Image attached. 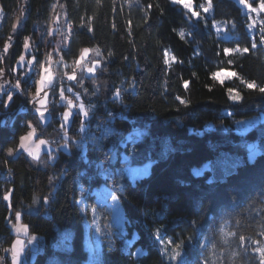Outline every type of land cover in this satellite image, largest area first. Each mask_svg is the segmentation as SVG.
<instances>
[{"label": "trees", "instance_id": "16d2710c", "mask_svg": "<svg viewBox=\"0 0 264 264\" xmlns=\"http://www.w3.org/2000/svg\"><path fill=\"white\" fill-rule=\"evenodd\" d=\"M192 1L196 9L204 4ZM208 1L211 14L194 19L171 0H37L33 12L27 0H0V41L13 18L21 20L7 46L8 64L20 56L27 22L32 33L42 30L53 6L55 15L74 25L68 48L53 55L74 60L87 48L99 61L92 74L82 69L78 81L66 84L90 112L73 113L65 128L61 106L43 123L35 111L16 110L17 96L0 102L4 248L14 240L10 226L19 214L28 236L41 242L30 264H48L58 243H64L66 264H259L254 249L264 246V12L250 30L237 1ZM225 48L231 49L227 55ZM221 71L237 75H213ZM229 88L239 100L231 99ZM29 123L57 144L52 158L16 153ZM251 142L260 154L255 159L234 149ZM147 164L148 173L140 170L132 179L128 169ZM98 187L118 200L121 228L97 204ZM94 208L101 245L91 256L87 220Z\"/></svg>", "mask_w": 264, "mask_h": 264}, {"label": "rangeland", "instance_id": "374dc122", "mask_svg": "<svg viewBox=\"0 0 264 264\" xmlns=\"http://www.w3.org/2000/svg\"><path fill=\"white\" fill-rule=\"evenodd\" d=\"M173 3L175 4H178L180 5L181 7H183L186 11H188V13L191 15V12L189 11V9L185 8L183 3H180V2H177V0H171ZM237 1L241 6H242V9H243V12L246 13L248 16H249V23H248V28L250 30L253 29L256 21L259 20V15L261 12L257 11V12H250L244 5H242L239 0H235ZM261 0H255L254 2V7H258L259 4H260ZM29 3V6L31 8V11L33 12V9L35 7V4L37 3V0H27V4ZM249 3H253V0H249ZM209 8V10L207 12H204L203 9L204 8ZM54 8L55 6L51 7L50 8V13L46 16V19L45 21L43 22V28L46 24V28H48L52 22H53V17H56L57 14L55 15L54 14ZM192 8L193 10L199 12V17H193L194 19H199V18H205L206 16H209L211 14V4L208 0H204V4L201 8L199 9H196L195 8V5L192 1ZM20 16H17V17H14L13 20H12V23H11V27L10 29L8 30V32L12 33V35L16 32L18 26L20 25ZM59 17L61 18V21L64 22V19L62 17V15H59ZM52 19V20H51ZM2 21V13L0 12V23ZM31 21V20H29ZM27 22V24L25 25V28H26V34L24 33L22 39L25 38L26 35H28V32L30 31L31 32V29L33 27L32 24L30 22ZM17 25L16 29L14 30L13 29V25ZM249 25H252L251 27ZM36 28V27H35ZM34 29V28H33ZM65 30V27L64 29ZM36 32V34H35ZM49 33H50V36L53 38L55 35H56V32H54L53 30H48V31H45V30H40L39 27L36 28V30L34 31V33L32 34L31 36V41L34 42V46L36 47H39V46H42L44 44L47 45L46 41L47 40H52L49 36ZM59 33V32H58ZM57 33V34H58ZM30 34V33H29ZM60 35V34H59ZM55 39V38H54ZM31 44V43H30ZM51 46V48H54L55 46H57L55 43H50L49 44ZM58 48V47H57ZM57 48L53 49L52 51H57ZM88 53H91L92 54V51L90 49H88ZM87 53V54H88ZM86 54V55H87ZM33 55L34 54H29V46L28 48L26 49L24 46L23 48H21V53H20V56L17 58V60L15 61L14 65L16 64V68L18 67V64H19V61L20 63H22L21 65H23L24 67L28 68L29 64L27 63V61L29 59H33V65H30V68L34 66V58H33ZM51 58L54 57V55L52 54H49ZM85 55V56H86ZM93 55V54H92ZM84 56V58H85ZM21 57H23V59H21ZM84 60V59H83ZM83 60L81 61V65L79 66V69L77 71V74L83 69L85 71V74L87 75H90L92 74L93 72L89 73L86 71V68L88 67H93L94 66V62L98 61V60H94V58L92 57V60H90V63L89 64H85L83 63ZM18 64H17V63ZM4 67L5 68H10L9 66L11 67H14L12 66V64H8L5 59H4ZM99 65L98 64H95V67H94V70L95 68ZM19 68V67H18ZM228 73H231V72H228V71H221L219 72V77H217L218 79H229L231 76L228 75ZM39 75H40V70L36 73L35 75V86H34V89H31L29 91V93H27L26 89V94L28 96H31L32 98L35 99L34 101V104H35V108L36 107H40V105H38L36 103V100L38 99L36 97V81L39 79ZM67 83H63V86L62 85H56L54 83V79H52L51 82L49 83H46L45 86H44V89L43 91H47L49 93V96H48V100L50 101V98H52V101L51 103H54V108L58 107V106H61L62 107V114H61V120H62V123H61V126L62 125H65V122L63 121L62 117H63V113L65 110H68L70 111L71 115L69 117V120L72 116L73 113L75 114H79V115H83L81 113L80 110H77L75 111L73 108L69 109L68 108V100L71 99L72 100V97H74L75 100H77L82 106H83V112L85 113H89L90 111V108L88 107V105H86L85 103H81L76 95H73L72 91L71 92H68L66 89L69 88L68 85H66ZM65 85V86H64ZM61 89H64V96L61 97L60 96V91ZM43 91L41 92L40 94V97L39 98H43ZM66 91V92H65ZM7 99V98H6ZM10 100L7 99V100H2L0 101L1 103H6V102H9ZM11 102V101H10ZM0 103V104H1ZM45 108H46V104L43 106L42 110L45 112ZM40 119V117H39ZM49 119V116L45 113L44 115V119L41 120L43 123L47 122ZM68 124V123H67ZM67 124L64 126V128L67 126ZM32 125V124H31ZM60 126V127H61ZM33 128L36 129V134H35V141H38L40 139H43V140H46V144L48 145V147H51V149H48L46 151H44L40 145V148H39V151L36 152L35 154H28L29 156L33 157V158H39L41 155L43 154H48L50 155L49 158H52L54 156V152L57 151V144H52L48 141L47 137H43L42 135L39 136L38 134L39 131L38 129L32 125ZM32 129L29 127V131H31ZM62 130H65V129H62ZM28 131V132H29ZM58 135V134H57ZM34 136V135H33ZM34 138V137H32ZM31 138V139H32ZM25 148L27 150H30L32 151V149H29L28 148V145L25 146ZM234 149L239 152V153H244L247 155V157L249 159H255L257 158L260 154H259V150L257 149L256 147V144L255 142H251L249 144H243V145H238V146H235ZM33 155V156H32ZM202 168H198V167H194L193 168V171L194 172H197L199 170H201ZM130 175L132 176V179H134L136 176V173H138L140 170L141 174H147L148 173V170H149V165H144V166H141V167H135V168H130L128 169ZM8 196V195H7ZM96 202L98 205H104L106 207V210L109 212L110 216H111V219H112V222L119 228L122 227V224H123V214H122V210H121V207L118 203V200L111 194L110 190L106 187H98L96 189ZM84 211V209H83ZM99 214L97 213V210L96 208L92 209L91 210V215H90V218L87 220V226L89 228V232H88V236L86 238V244H87V248H88V251L90 253L91 256H95L96 253L99 251V248H100V241H101V225L99 224ZM14 225V224H13ZM13 225H11L10 227H12ZM23 228H25L24 225H22ZM25 230V229H24ZM36 236L31 234L29 235V237H24L22 235H16L14 236V240L11 244V246L8 248L9 249V252H10V256H11V259L9 260V263L10 264H30V261L33 259V257L36 255V246H35V241H36ZM17 240H20L21 241V244L20 245H16V241ZM29 245H32L31 246V249L27 251V246ZM63 248H64V243H58L56 244L53 249L47 254L46 256V262L48 264H66V261L63 257ZM13 249H17L18 251V257L16 256V259L13 260ZM6 250V249H5ZM7 251V250H6ZM90 260H88V262L86 264H89Z\"/></svg>", "mask_w": 264, "mask_h": 264}, {"label": "built area", "instance_id": "2783aa9c", "mask_svg": "<svg viewBox=\"0 0 264 264\" xmlns=\"http://www.w3.org/2000/svg\"><path fill=\"white\" fill-rule=\"evenodd\" d=\"M64 22L61 21V18L59 15L56 17H53L52 24L46 28V24L42 30L48 31L53 30L56 32V35L52 38L49 36L52 40H47L46 44L35 47L33 44L34 42L31 41L32 32H28V35L25 36L24 39H22V48L25 44V41L28 42L29 45V54H34L33 58L35 60L34 66L30 68V65L28 68L21 65L22 63L18 64V67L16 68L15 62H13L10 68L4 67V59L6 58V50L5 46L9 45L12 42L13 35L10 32H2V40L0 41V69L3 71L0 72V101L1 100H7L9 99V95L11 96L12 100L13 97L17 96V103H16V110H32L35 111V99L31 96H28L26 94L29 93L31 89H34L35 86V75L40 70L41 65L45 67H49L50 70L53 73V79L54 83L58 86L63 85V83H68L65 73H70L71 71L75 70L76 74L79 69V66H76L74 60H68L66 58H63L62 56H54L53 58L49 59L50 55L53 54V49L57 48L58 50L66 49L68 48L72 35L74 33V25L73 23L64 18L62 15ZM52 20V19H51ZM65 27V30H63ZM59 32V33H58ZM30 33V34H29ZM58 33V34H57ZM26 34V33H25ZM60 34V35H59ZM55 38V39H54ZM31 43V44H30ZM50 43H55L57 46L54 48H51L49 45ZM83 63L89 64L90 60H92V54L88 53L85 58H83ZM26 89V91H25ZM7 98V99H6ZM54 98V97H52ZM52 98H50V101L47 99L45 113L51 118L54 112V103H51ZM74 106L72 107L75 111L80 110L81 104L72 97ZM36 112V111H35ZM4 183V182H3ZM4 187V185H1ZM32 245L27 246V251L31 249ZM36 246V252L41 251V242L40 240L36 239L35 241ZM4 246L0 244V264H10L9 260L11 259L9 250H5Z\"/></svg>", "mask_w": 264, "mask_h": 264}, {"label": "snow or ice", "instance_id": "6c2138e0", "mask_svg": "<svg viewBox=\"0 0 264 264\" xmlns=\"http://www.w3.org/2000/svg\"><path fill=\"white\" fill-rule=\"evenodd\" d=\"M177 2L183 3L184 7L187 8V9H189V11L191 12V15L193 17H199V15H200L199 12L193 10V8H192V0H177ZM239 2L242 5H244L250 12H257V11L264 12V0H261V2H260V4H259L258 7H254L255 0H253V3H249V0H239ZM208 10H209V8H207V7L203 9L204 12H207ZM249 26L251 27L252 25H249ZM16 27H17V25L14 24L13 25V29L15 30ZM88 30L91 31V28L89 27ZM261 32L264 33V26L261 27ZM260 40H261L262 43H264V35H262L260 37ZM28 46H29L28 45V42L25 41L24 47L27 49ZM251 47L252 48H255L256 47V43L253 42L252 45H251ZM5 50H7V45L5 46ZM230 51H231V49H228V48H225L224 49V53L226 55ZM242 51L243 52H248L249 49L248 48H244ZM87 53H88V49L87 48H84V49L81 50L80 57L75 61L76 66H80L81 65V61L83 60L84 56ZM21 59H23V57H21ZM49 59H51V57H49ZM27 63L29 65H33V59H29L27 61ZM98 63H99V61L94 62V66L93 67L86 68V71L89 72V73L93 72L94 71L95 64H98ZM164 63L165 64L168 63L167 58H165ZM2 71L3 70L0 69V72H2ZM213 75L219 77L220 74L219 73H214ZM228 75H230V76H236L237 74L234 73V72H231V73H228ZM65 76H66V78H67L68 81H78V77L76 75L75 70L71 71L70 73L66 72L65 73ZM52 79H53V73L50 70V68L41 65L39 79L36 81V97L38 98L36 100V103L38 105H40V107H36L35 108V111L39 114V117H40L41 120L44 119V115H45V112L42 110V108L47 103V98L49 96V93L47 91H43V89H44L45 84L51 82ZM188 83H189L188 81H185L184 82L186 88L188 87ZM246 84H247V87L250 88V89H253V88H256L257 87L254 83H251V82H246ZM66 90L68 92H71L72 91V88L69 87ZM42 91H43V98H39ZM227 91L230 94L232 100H239L240 99V94L234 92V89L229 88ZM259 91L260 92H264V87H259ZM60 96L61 97L64 96V89H61ZM9 99H11V96L10 95H9ZM77 99H78V97H77ZM177 99H179V97H177ZM181 102L183 103V101H181ZM73 106H74L73 100L69 99L68 100V108L71 109ZM80 111H81V113L83 115H87V113L83 112V106L82 105L80 106ZM70 115H71L70 111H68V110H65L64 111L62 119L65 122V125L67 123H70L71 122L69 120ZM65 125H62V127H64ZM28 126L32 130L29 131L26 136H21L20 137V146L21 147H25V143L24 142L27 141V140H31V138L33 137V135L36 134V129L32 127L31 123H29ZM44 143H45L44 140H39L36 143V148L34 150H32L33 154H35L36 152H38L39 151V148H40V145L41 144H44ZM4 199L7 200L8 199V196H5ZM17 218H19V214H17ZM240 239L243 240L244 237L241 236ZM257 243L259 244V242H257ZM20 244H21V241L20 240H17L16 241V245H20ZM254 251L259 254V264H264V246H257L254 249ZM17 255H18L17 249H13V260L16 259V256ZM173 259H175V257H173Z\"/></svg>", "mask_w": 264, "mask_h": 264}, {"label": "crops", "instance_id": "0c3cea01", "mask_svg": "<svg viewBox=\"0 0 264 264\" xmlns=\"http://www.w3.org/2000/svg\"><path fill=\"white\" fill-rule=\"evenodd\" d=\"M27 135V133L25 134V135H23V136H26ZM34 138H32L31 140H27V141H25L24 143H25V146L26 145H28V148L29 149H32V150H34L35 148H36V143L39 141H35V135L33 136ZM40 140H43V139H40ZM45 141V143L44 144H41V147H42V149L44 150V151H46L47 150V148L48 149H51V147H48V145L46 144L47 142H46V140H44ZM21 151H23V152H25V153H28V154H32L33 152L32 151H30V150H27L25 147H21L20 146V140H19V144H18V148H17V150H16V153H19V152H21ZM33 156V155H32ZM25 228H23V226H22V224H21V222H20V218H17L16 219V222L14 223V225L11 227V233L13 234V235H22V236H24V237H29L28 236V233H27V231H26V229L24 230ZM18 257V256H17Z\"/></svg>", "mask_w": 264, "mask_h": 264}]
</instances>
